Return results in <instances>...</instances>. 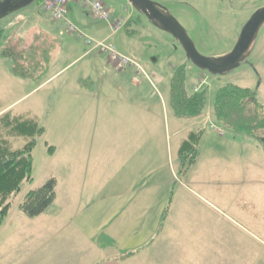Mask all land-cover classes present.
Returning <instances> with one entry per match:
<instances>
[{
  "label": "rangeland",
  "instance_id": "1",
  "mask_svg": "<svg viewBox=\"0 0 264 264\" xmlns=\"http://www.w3.org/2000/svg\"><path fill=\"white\" fill-rule=\"evenodd\" d=\"M101 1L113 14L133 17L130 25L123 24L113 35L107 22L94 18L85 7L77 12L72 2L67 16L76 29L72 30L65 21L51 22V15L35 2L0 20V30L19 23L28 27L41 14L49 16L47 32L57 43L51 69L66 68L55 87L87 67L90 57H79L89 48L95 50L88 40L95 45L108 39L148 68L151 80L141 75L140 84L149 82L151 96L160 99L153 98L156 116L126 104L124 97L132 96L123 97L111 86L107 99L98 97L90 106L67 103L60 108L52 105L48 111L39 108L46 118L41 122L45 134L34 150V181L23 183L0 227V264H264V169L256 158L258 154L264 159V149L246 135L234 138L214 111L217 93L228 86L251 90L264 107V25L239 68L213 75L196 67L175 37L154 26L128 0ZM161 1L198 51L210 58L229 54L253 14L264 7V0ZM93 29L101 35L90 34ZM13 32L3 33L0 50ZM109 64L117 73L124 71ZM185 64L188 88L191 93L197 87L199 92L207 91L208 104L202 118L179 120L177 125L168 89L177 67ZM130 69L136 76V68ZM1 76L0 110L18 102L3 114L29 118L27 111L36 113V101L44 94L19 101L27 88L11 89ZM201 127L211 136L199 147L197 165L184 176L179 173V147ZM211 127L227 134L217 135ZM11 141L18 150L28 140ZM50 146L56 148L53 155ZM51 177L58 179L54 209L46 216L27 217L20 204ZM165 210V230L158 235ZM126 254L132 259L118 261Z\"/></svg>",
  "mask_w": 264,
  "mask_h": 264
},
{
  "label": "trees",
  "instance_id": "2",
  "mask_svg": "<svg viewBox=\"0 0 264 264\" xmlns=\"http://www.w3.org/2000/svg\"><path fill=\"white\" fill-rule=\"evenodd\" d=\"M0 30V40L3 37ZM42 38V37H41ZM35 41L25 46L9 40L0 50V58L11 64L12 75L24 81L37 82L50 70L52 53L55 49L47 40ZM188 66L177 67L170 82L169 107L179 119H198L207 109V91L191 93L187 85ZM217 121L236 136L246 135L259 141L264 149V107L257 102L249 89L228 86L221 89L214 105ZM0 227L9 216L13 199L22 189L24 182L32 183L34 150L45 134V128L32 118H12L6 113L0 116ZM203 131L192 132L181 144L178 152L179 173L186 175L196 164L200 155V141ZM25 138L28 141L21 149H13L12 139ZM54 147H49L53 155ZM58 180L51 177L39 189L30 191L20 204V211L29 218L48 213L57 200ZM166 221L161 219L160 231ZM129 255L124 256L125 258Z\"/></svg>",
  "mask_w": 264,
  "mask_h": 264
},
{
  "label": "crops",
  "instance_id": "3",
  "mask_svg": "<svg viewBox=\"0 0 264 264\" xmlns=\"http://www.w3.org/2000/svg\"><path fill=\"white\" fill-rule=\"evenodd\" d=\"M72 5H73V7H76L77 12H78V8L84 9V5H82V4L73 3ZM108 8L111 10L110 7H108ZM73 11H74V8H73ZM111 12L113 14L112 10H111ZM113 15H114L113 17L117 20L122 19V18H123V20H126L127 26L130 25V22L132 21V18H133V17L128 16V18L126 19L125 17H122L123 14H121V13L118 15H116V14H113ZM47 17H49V16H47ZM47 17L43 16V14H41L38 17V20L36 19L33 23L29 24L28 27L25 26L24 23H21V24L19 23L17 26L10 24L7 26V28L4 29L5 30L4 33L6 34V30H8V29H10V30L14 29L15 32L10 33L9 40H15L19 43H23L25 46H28V47L33 45V43H35V41H38V39L41 37L42 38L40 40H42V41L47 40L50 43H52V45L54 46L55 49L53 50V53H52V61H51V65H50V69H51V66L55 62L54 55L57 52V43H56V41H53L51 39V36H49V34L47 32V26L49 25V22H48L49 20ZM49 18H50V21L52 22L51 17H49ZM111 32L113 33V35L115 34L112 30H111ZM89 33L90 34H97L99 36L101 35L100 34L101 32L99 31V29L98 30H96V29L89 30ZM106 40H108V39H106ZM87 57H90V61L88 62V65L84 69V71L80 72L77 75H72L71 77L68 78V80H66V84L60 83L58 87H55L54 83L57 82L62 77L60 74L66 68L60 69L57 71H53V72L51 69V71L49 70V72H48L49 74H47L43 79H41L40 81H37V82L24 81V80H19V79L15 78L11 72V64L0 58V75H2L1 77L4 78V80H6L5 84H7L8 87H10L11 89H15V88L25 89V88H27L28 92L19 101L30 98L32 95L39 94V93H43L45 95V96L44 95L40 96L37 99V101H36L37 110L35 109L36 113L27 111L28 117L36 120L41 126H42L41 122L45 121L46 118L39 112V108H42V109L44 108V109H47V111H48L49 109H51L50 106H52V105H54V108H60L61 106L66 105L67 103H72V104L76 103L77 105L79 103H82L84 106H90L91 101L96 100L98 97H100V98L104 97L103 99H107L106 97H108L109 92H110L108 87H110V86L116 88L118 93H120L123 97L126 96L127 94L132 96L131 100L124 97V101L126 104L132 105V107H135L136 109L137 108L141 109V107H142V109L144 110V112H146L148 114V116H150V114L153 117L156 116V114H154L155 109H156L155 101L157 100V102H159L160 99H157V98L151 96V92H152L153 88L149 84V82H147L145 80L141 84H140V82L137 83L135 81L133 69L123 71L121 73L115 72L111 68V65L109 64L110 62H109L107 56L101 54L100 52H98V50H92L91 48H89L85 52H82L79 59H83V58L85 59ZM146 69H148V68H146ZM188 70H189V68H188ZM170 79H172V78H170ZM132 80L134 81V85L132 83ZM165 90H166V88L163 87V89H162L163 95L165 94ZM46 93H47V95H46ZM160 97H162V96L160 95ZM153 98L156 100H154ZM134 99H135V101H134ZM169 99H170V91L168 89V102H169ZM161 101H162L161 102L162 105L165 106L164 108L167 109L166 105H165V100L163 97L161 98ZM17 103L18 102L12 103V105H8L6 108L1 109L0 110V116L3 115L4 112L9 111V109L13 110L14 109L13 106L16 105ZM46 105H49V107L45 108ZM175 118L176 119H175L174 124H177V125H178V123H176V121L187 120V119H179L177 117H175ZM198 119H200V118H198ZM198 119H192V120H198ZM199 124H200V122H199ZM209 126H207V127H209ZM205 127H203V128L201 127L202 129H200L203 131V135H202V138L200 141V146H201V143L205 139H208V137L211 136L210 132H209L210 130H208ZM211 129L213 130L214 128L211 127ZM216 131L217 132H215L213 130V132L215 134L217 133V135L219 134L220 136H225L227 134L226 130H224L225 132L224 131H218V130H216ZM221 132H224V134H221ZM229 133H231V132H229ZM232 136L234 138H237V136L234 134H232ZM52 147H54V146H52ZM257 148H259V147H257ZM179 149H180V147H179ZM55 152H56V148L54 149V153ZM178 152H179V150H178ZM209 154H211V153L209 152ZM262 155L264 157V154H262ZM177 156H178V153H177ZM256 158L261 160L262 169H264V159H262L261 156L258 157V154H257ZM200 159H201V149H200V155L198 157V160L194 166L197 165V163ZM243 159H246L245 155H243ZM193 167H192V169H193ZM171 204H172V201H171ZM53 209L54 208H52L51 211ZM165 212H167V211L165 210L164 213H162L161 219L163 218ZM48 213H46L45 216ZM167 213H166V216H167ZM161 219H160V223H161ZM166 221H167V217H166ZM166 221H165V224H164L162 231H160V232H159V230H160V223H159L158 230H157L156 234L158 233V235H160L163 233V231L165 230ZM126 255L130 256V254H126ZM133 258H135V257H133ZM131 259H132V257H126L125 258L124 256H122V257L118 258V261L126 262V261H129Z\"/></svg>",
  "mask_w": 264,
  "mask_h": 264
},
{
  "label": "water",
  "instance_id": "4",
  "mask_svg": "<svg viewBox=\"0 0 264 264\" xmlns=\"http://www.w3.org/2000/svg\"><path fill=\"white\" fill-rule=\"evenodd\" d=\"M133 8L145 16L154 26L171 34L183 47L188 59L201 70L209 71L213 75H223L234 69L248 59L257 41L259 32L264 25V7L257 10L244 27L235 48L221 58H210L202 55L187 31L171 15L169 10L161 8L153 0H128ZM42 0H0V20L15 11L30 6ZM264 142V139H263Z\"/></svg>",
  "mask_w": 264,
  "mask_h": 264
},
{
  "label": "built area",
  "instance_id": "5",
  "mask_svg": "<svg viewBox=\"0 0 264 264\" xmlns=\"http://www.w3.org/2000/svg\"><path fill=\"white\" fill-rule=\"evenodd\" d=\"M81 3L89 11V13L96 19L100 21L107 22L110 29L117 33L123 26L126 24V20L116 19L114 22L113 15L111 14L110 9L103 3L101 0H42V7L45 12H48L51 15L52 20L56 22L65 21L68 24L69 28L76 30L68 21V5L70 3ZM82 36V35H81ZM89 46H93V49L100 50L105 53L109 62L115 66L116 70L125 71L129 68H136L137 75L135 76V81L140 82V76L144 75L149 80L150 76L146 72V67L139 64L136 60L132 59L130 56L120 52L113 43H108V40L97 42L95 45L93 41H87ZM151 75V74H150ZM204 80L199 84L202 86ZM199 87L195 88V93L199 92ZM215 127V126H213ZM223 131V130H219ZM224 134V132H221Z\"/></svg>",
  "mask_w": 264,
  "mask_h": 264
},
{
  "label": "flooded vegetation",
  "instance_id": "6",
  "mask_svg": "<svg viewBox=\"0 0 264 264\" xmlns=\"http://www.w3.org/2000/svg\"><path fill=\"white\" fill-rule=\"evenodd\" d=\"M154 2H156V3H158V4H160V7L161 8H164V9H167V10H169V7L163 2V1H161V0H153ZM133 8V7H132ZM134 10H136L135 8H133ZM137 11V10H136Z\"/></svg>",
  "mask_w": 264,
  "mask_h": 264
}]
</instances>
